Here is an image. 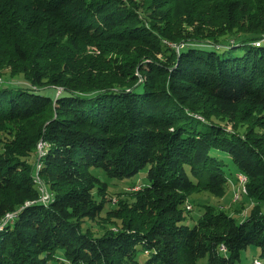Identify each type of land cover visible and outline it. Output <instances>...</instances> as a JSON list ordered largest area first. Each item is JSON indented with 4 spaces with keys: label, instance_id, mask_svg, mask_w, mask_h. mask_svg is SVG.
Returning <instances> with one entry per match:
<instances>
[{
    "label": "trees",
    "instance_id": "obj_1",
    "mask_svg": "<svg viewBox=\"0 0 264 264\" xmlns=\"http://www.w3.org/2000/svg\"><path fill=\"white\" fill-rule=\"evenodd\" d=\"M155 1L0 7V130L20 123L0 137V264H243L250 246L264 258V0ZM238 114L243 132L218 121ZM99 171L145 177L136 215L106 208ZM238 175L248 214L208 203L192 222L190 196L222 197Z\"/></svg>",
    "mask_w": 264,
    "mask_h": 264
},
{
    "label": "rangeland",
    "instance_id": "obj_2",
    "mask_svg": "<svg viewBox=\"0 0 264 264\" xmlns=\"http://www.w3.org/2000/svg\"><path fill=\"white\" fill-rule=\"evenodd\" d=\"M38 0H0V7L2 9H7L8 11H15L17 14L18 12H25L27 13V9L31 8L37 3ZM141 3V8L138 9L141 13H152L153 9L155 11L158 10L157 5L159 1L152 2V0H139ZM250 1V0H249ZM1 12V11H0ZM3 14V12H2ZM199 22L197 20H187L183 21L181 24V28L183 29H189L193 30L195 27H197ZM232 41L236 40L234 38L231 39ZM88 52L93 54H98L100 51L94 47V46H88L87 47ZM161 56V55H160ZM6 75H9L8 73H5ZM249 117V116H248ZM221 121L224 127H226L230 131H237V132H243L246 130V125L244 123L245 119L241 117L239 114L235 116L233 119H230L226 116H223L222 119L218 120ZM20 123L16 122L14 124H7V126L4 128V130H0V137L1 139L5 137L6 132L12 133L11 137H13V134H15V130L19 129ZM5 139V138H4ZM41 141L37 144V150L38 147L41 152L42 151V145L40 146ZM43 143V142H42ZM3 148V142L0 141V150ZM38 159V151L33 152L32 155L29 158L30 162L36 161ZM100 172V171H99ZM102 175L101 177H104L106 181L109 182V187L107 190L109 203L106 205V208L108 209H114L116 207L122 208V213L128 216L136 215L135 212L131 210V201L134 198V193L139 190L140 187H142L145 183V177L140 176L137 179H127V180H120L115 181L108 178L103 172H100ZM146 175V170H143L140 172V174ZM240 178L239 180L229 181V185L227 192L222 197H216L214 195H211L207 190H200L198 192L193 193L188 201V204L190 206V209L188 210V215L191 219V221H194V218L201 215V212L203 211V204H210L215 206L216 208L220 210H225L236 217H242L243 215L248 214V212L251 210L252 207V200L247 193H242L244 182L246 181V178L242 175H238ZM38 179L40 180L41 177ZM42 181V180H41ZM129 181V182H128ZM135 181V182H134ZM148 182V181H147ZM39 189L41 192H44L46 187L45 183L43 182L42 185H39ZM47 191V189H46ZM48 192V191H47ZM240 193V198H236V195L234 194ZM242 193V194H241ZM262 208L264 210V204H262ZM106 214L105 212L102 213V217H104ZM105 219L99 218V225L94 224L93 229L98 234L103 231V228L106 227L104 224ZM120 221L118 219H115V221L110 222L108 225L110 226H116L119 225ZM102 227V228H101ZM254 258H259L262 260V263L264 264V258L259 256V250L255 246H250L247 250H244L242 252V263L243 264H251ZM199 264H208L207 258H202L199 261Z\"/></svg>",
    "mask_w": 264,
    "mask_h": 264
},
{
    "label": "built area",
    "instance_id": "obj_3",
    "mask_svg": "<svg viewBox=\"0 0 264 264\" xmlns=\"http://www.w3.org/2000/svg\"><path fill=\"white\" fill-rule=\"evenodd\" d=\"M42 144H43V143H42V141H41L40 146H41ZM37 166H39V165L37 164ZM37 166H36V167H37ZM43 198H49V195L47 194L46 189H45V191H44ZM11 216H12V214H10V216H9L6 220H9V219L11 218ZM4 221H5V220H4Z\"/></svg>",
    "mask_w": 264,
    "mask_h": 264
},
{
    "label": "bare ground",
    "instance_id": "obj_4",
    "mask_svg": "<svg viewBox=\"0 0 264 264\" xmlns=\"http://www.w3.org/2000/svg\"><path fill=\"white\" fill-rule=\"evenodd\" d=\"M44 144H45V143L43 142L42 150H43V146H44ZM245 178H246V177H245ZM37 180H39V179H38V176H37ZM39 185H40V184H39ZM242 191H243V190H242ZM43 193H44V192H43ZM237 197H238V194H236V198H237ZM188 207L190 208V206H188Z\"/></svg>",
    "mask_w": 264,
    "mask_h": 264
}]
</instances>
